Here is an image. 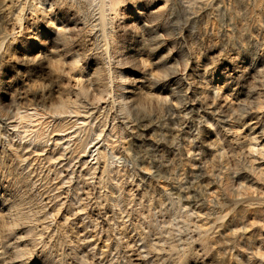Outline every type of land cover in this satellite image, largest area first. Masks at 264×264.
<instances>
[{
	"label": "rangeland",
	"instance_id": "1",
	"mask_svg": "<svg viewBox=\"0 0 264 264\" xmlns=\"http://www.w3.org/2000/svg\"><path fill=\"white\" fill-rule=\"evenodd\" d=\"M0 264H264V0H0Z\"/></svg>",
	"mask_w": 264,
	"mask_h": 264
}]
</instances>
